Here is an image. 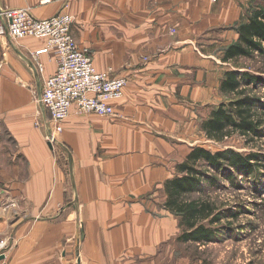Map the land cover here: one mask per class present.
<instances>
[{
	"label": "crops",
	"instance_id": "crops-1",
	"mask_svg": "<svg viewBox=\"0 0 264 264\" xmlns=\"http://www.w3.org/2000/svg\"><path fill=\"white\" fill-rule=\"evenodd\" d=\"M254 2L0 0L35 19L69 15L95 69L127 80L114 117L72 108L66 151L52 148L38 97L54 57L35 55L45 39L0 36V236L10 239L3 264H161L160 249L178 232L161 206L162 184L200 143V122L229 70L222 51L258 10Z\"/></svg>",
	"mask_w": 264,
	"mask_h": 264
},
{
	"label": "trees",
	"instance_id": "trees-1",
	"mask_svg": "<svg viewBox=\"0 0 264 264\" xmlns=\"http://www.w3.org/2000/svg\"><path fill=\"white\" fill-rule=\"evenodd\" d=\"M235 31L238 39L223 50L222 62L252 59L255 55L264 57L262 11L254 10ZM263 85L264 79L257 75L227 70L219 90L222 94L236 96V99L227 104H219L210 112L208 118L201 122L200 128L206 139L222 142L233 134L249 141L253 140L252 137H259L261 123L257 120V114L260 103L253 96L245 94L243 89ZM257 158L255 155L242 157L231 149L210 152L195 147L183 162L176 165L178 175L163 184L165 199L162 206L178 219L181 229L177 237L178 242L205 245L216 240L218 231L213 227L219 225L221 218L217 213L216 204L208 197L210 188L217 189L222 186L218 183V177L232 181L234 171L252 174Z\"/></svg>",
	"mask_w": 264,
	"mask_h": 264
},
{
	"label": "rangeland",
	"instance_id": "rangeland-1",
	"mask_svg": "<svg viewBox=\"0 0 264 264\" xmlns=\"http://www.w3.org/2000/svg\"><path fill=\"white\" fill-rule=\"evenodd\" d=\"M253 6L264 13V0H255ZM253 11L254 9L249 12V15ZM88 53L92 58L89 51ZM226 64H228L229 70L248 72L264 79V57L255 55L252 59H239ZM218 92V104L214 109L221 103L227 104L236 99V96L222 94L220 90ZM243 92L251 97L253 96L260 103L257 114V120L261 123L259 137H252L253 140L249 141L233 134L222 142H214L207 140L200 128L202 132L199 139L200 143L190 148L189 152L195 147H201L210 152L231 149L242 157H247L248 155L257 156L258 158L254 161L255 168L252 174L249 175L234 171L232 181L218 177L220 181L218 183L222 186L217 189L214 187L210 188L208 197L216 204L217 213H219L221 218L219 225L217 224V226L213 227V229L218 231V236L214 242L205 245L178 242L177 237L180 235L181 229L178 226V219L169 212L176 220L178 232L166 247L160 249L161 264H264V85L258 88L248 86L243 89ZM34 126L37 128L44 127L40 121L36 122ZM45 128L49 133L54 130L53 126L48 123ZM61 135L62 133H54L57 144L52 145L47 140V133L45 135L46 142L52 148L58 146L60 149L65 150L60 144L62 143ZM58 147H55V149ZM63 150L60 151L61 155H65L69 159V153L63 152ZM188 153L181 162L185 160ZM181 162H177L176 165ZM175 167L174 176L170 179L178 175ZM163 184L161 206L165 199ZM163 210L165 209L163 208ZM4 238L7 242H10V239L6 238V236H0V239Z\"/></svg>",
	"mask_w": 264,
	"mask_h": 264
},
{
	"label": "built area",
	"instance_id": "built-area-1",
	"mask_svg": "<svg viewBox=\"0 0 264 264\" xmlns=\"http://www.w3.org/2000/svg\"><path fill=\"white\" fill-rule=\"evenodd\" d=\"M72 18L57 14L46 19H35L28 9L0 6V36L7 34L12 39L42 38L46 45L35 53L52 54L55 72L43 81L38 101L48 115L49 144H57L54 133L61 134L63 123L72 108L79 115L114 117V106L123 97L127 85L125 77L113 76L111 69L97 71L92 58L85 49H80L71 33ZM36 68L42 71V65ZM0 239V264L6 256L9 243Z\"/></svg>",
	"mask_w": 264,
	"mask_h": 264
}]
</instances>
